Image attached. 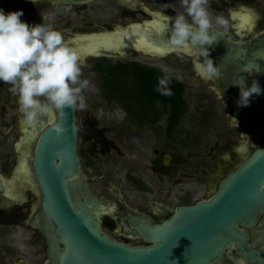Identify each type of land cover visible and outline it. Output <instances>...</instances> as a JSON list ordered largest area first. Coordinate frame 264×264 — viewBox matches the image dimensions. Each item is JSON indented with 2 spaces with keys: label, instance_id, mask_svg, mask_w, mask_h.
<instances>
[{
  "label": "flooded vegetation",
  "instance_id": "af4514ba",
  "mask_svg": "<svg viewBox=\"0 0 264 264\" xmlns=\"http://www.w3.org/2000/svg\"><path fill=\"white\" fill-rule=\"evenodd\" d=\"M94 2L0 0V9L5 13L23 11V21L36 25L44 23L40 11L57 8L55 17L46 18L45 23L56 30L60 24L77 28L75 33L66 32L65 38L75 49L80 47L76 40L87 34L122 32L135 24L145 27L157 18H168L172 27L175 19L141 0H110L118 4L117 10L111 21L104 22L101 12L106 8ZM260 2L210 1L213 17L230 16L233 25L228 31L215 33L218 43L210 48V58L221 67L218 79H205L194 70L195 50L173 48L168 43L164 53L137 49L80 54L81 60L90 58L94 87L103 100L82 119L76 111L83 172L72 187L76 202L90 203L103 233L110 239L128 246L151 245L153 242L141 234L138 225L147 221L162 223L173 215L168 208L209 200L231 173L256 150L264 148V93L253 95L247 106H240V88L233 85L241 78L246 87L253 80L264 82V5ZM159 13L165 17L160 18ZM239 13L252 15L250 27L242 28ZM153 58L177 64L149 65L148 59ZM109 63L115 67L120 63L152 67L159 77L167 67L171 85L179 83L183 87L184 101L123 104L109 99L103 78L106 72L102 69ZM9 87L0 81V235L8 237L23 227L31 236L23 244L25 236L17 234L19 245L15 244L13 250L0 245V264H59L54 262L49 237L53 224L44 213L43 194L34 169L39 135L49 125L48 118L36 128L22 124L18 97ZM117 182L122 186L114 185ZM108 193H113L116 200L104 197ZM200 193L201 197H196ZM121 206L126 210L121 212ZM239 227L246 237L234 238L213 264H264V213L253 223H240ZM7 253L17 255L10 261ZM38 254L44 255L39 262Z\"/></svg>",
  "mask_w": 264,
  "mask_h": 264
},
{
  "label": "water",
  "instance_id": "95a60500",
  "mask_svg": "<svg viewBox=\"0 0 264 264\" xmlns=\"http://www.w3.org/2000/svg\"><path fill=\"white\" fill-rule=\"evenodd\" d=\"M260 83L264 93V82ZM66 112V131L58 135L49 123L40 132L34 156L44 213L54 225L49 228V237L55 263L213 264L234 238L246 237L239 224H251L264 213V148H260L222 182L209 200L168 208L173 215L162 223L138 225L141 234L153 242L151 245L128 246L110 239L90 203L74 198L73 181L83 171L76 111Z\"/></svg>",
  "mask_w": 264,
  "mask_h": 264
},
{
  "label": "clouds",
  "instance_id": "9594fccd",
  "mask_svg": "<svg viewBox=\"0 0 264 264\" xmlns=\"http://www.w3.org/2000/svg\"><path fill=\"white\" fill-rule=\"evenodd\" d=\"M181 6L184 12L176 15L168 44L177 49L195 50L194 70L205 79H218L221 67L210 58V48L218 43L215 33L233 26L231 17H213L210 0H181ZM23 15V11L5 13L0 9V81L10 85L8 90L18 97L22 124L36 128L48 118L60 135L66 131L63 125L66 109L74 112L87 109L84 93L90 89L91 82L82 78L80 54L61 31L45 21L30 25L21 19ZM162 72L155 90L161 96L171 97L174 93L169 69L165 67ZM233 85L240 88V106H247L253 95L262 92L256 80L250 87L245 86L242 78ZM261 190L264 191V184Z\"/></svg>",
  "mask_w": 264,
  "mask_h": 264
},
{
  "label": "rangeland",
  "instance_id": "374dc122",
  "mask_svg": "<svg viewBox=\"0 0 264 264\" xmlns=\"http://www.w3.org/2000/svg\"><path fill=\"white\" fill-rule=\"evenodd\" d=\"M141 1H142V4H145V5L150 6L152 8H156V9H158V11H163L166 14L172 15L174 17H176L177 14L184 12V9L181 6V0H141ZM210 1L212 4L215 3L216 1H217V3L218 2L220 3V0H210ZM5 3H7V1ZM94 3L100 5L102 7V9L106 8V10H103L101 12L102 20H104V22L111 21L110 20L111 16L117 10L116 6H118V4L110 2V0H95ZM260 4L264 5V0H261ZM54 9H52L53 10L52 13L51 12L46 13V11H52V10L40 11L39 14H41L40 17L42 18V20L47 21L46 18H50L52 16L55 17V15L58 13V9L57 8H54ZM21 19L23 20L22 17H21ZM31 25H33V24L31 23ZM58 31L65 32V33H63V35L66 38L68 36V34H66V32L70 31L71 33H75L77 31V28L68 29V27L66 28V24H60L58 27ZM70 45H73V44H70ZM137 57H140L141 59L144 58L141 55H137ZM81 61H82V65H83V69H82L83 77L82 78L89 79L91 82V87L88 91H86L84 93L85 96L87 97L88 107L85 110H79V113H80L79 119H82L84 117V114H86V112L94 111L95 108L97 109L98 104H100L103 100L102 95L97 91V88L94 87L95 86L94 85L95 84V75H94V73L90 72V69H91L90 68V66H91L90 58H88V57L83 58ZM148 63H149V65L156 66V67L163 66L164 64H167V63L171 64L172 66L177 64V62H174V61L169 62V60L164 61V59H157V58L148 59ZM189 92H190V90H189ZM114 185L122 186V184H119V182L114 183ZM124 193H125V191H124ZM98 195L100 197H102L100 193H98ZM106 195L107 196L104 195V197L110 199V201L116 200V197L113 195V193H111V194L108 193ZM196 197L200 198L201 193L197 194ZM127 201L130 202L129 199ZM120 209H121V212L126 210V208L124 206H121ZM17 234H19V236H20V234L25 236V238H23V244L28 243V240H30V237H29V236H31L30 231L27 228L19 227V228H17L15 233H13L12 235L8 234V237H7V235L6 236L0 235V245L12 247L11 250H13L15 244L19 245L17 243V241H19V240H17L18 239ZM8 249H10V248H8ZM16 255H17V253H7L6 258L10 259V261H12L14 256H16ZM22 256L24 258H26V256L24 254ZM28 256L30 259V255H28ZM31 256H33V255H31ZM43 256L44 255L38 254L37 255V259H38L37 262H39L43 258ZM0 262H1V259H0Z\"/></svg>",
  "mask_w": 264,
  "mask_h": 264
},
{
  "label": "trees",
  "instance_id": "16d2710c",
  "mask_svg": "<svg viewBox=\"0 0 264 264\" xmlns=\"http://www.w3.org/2000/svg\"><path fill=\"white\" fill-rule=\"evenodd\" d=\"M120 64L115 67L109 63L102 67L103 71L106 72L103 78L105 91L109 99L118 100L123 104L129 102L163 101L176 103L184 101L183 87L179 83L170 85L174 93L171 97L161 96L155 90L159 74L154 71V68L138 64H134L133 67H127L122 63ZM122 71H127V73H122Z\"/></svg>",
  "mask_w": 264,
  "mask_h": 264
},
{
  "label": "bare ground",
  "instance_id": "6f19581e",
  "mask_svg": "<svg viewBox=\"0 0 264 264\" xmlns=\"http://www.w3.org/2000/svg\"><path fill=\"white\" fill-rule=\"evenodd\" d=\"M238 14L239 18L246 15ZM161 17H165V14H158ZM161 22V23H160ZM166 22V23H165ZM160 25L161 30L156 31L151 26ZM135 29L131 26L128 30L115 33H103V34H87L76 40V46H80L77 49L79 54L90 53L100 54L103 50L119 51V52H132L134 50H145L152 54L159 52L164 53L166 50L165 44L168 42V37L171 32V24L169 19L165 21L156 19L150 21L146 26L135 24ZM247 27L242 20V28ZM100 216V211L97 213Z\"/></svg>",
  "mask_w": 264,
  "mask_h": 264
},
{
  "label": "snow or ice",
  "instance_id": "6c2138e0",
  "mask_svg": "<svg viewBox=\"0 0 264 264\" xmlns=\"http://www.w3.org/2000/svg\"><path fill=\"white\" fill-rule=\"evenodd\" d=\"M241 19L244 21V24L248 27L251 26L252 21H253V17L251 14H246L244 16L241 17ZM133 29L136 28V26H132ZM153 29H155L156 31H160L161 30V26L160 25H152L151 26Z\"/></svg>",
  "mask_w": 264,
  "mask_h": 264
}]
</instances>
